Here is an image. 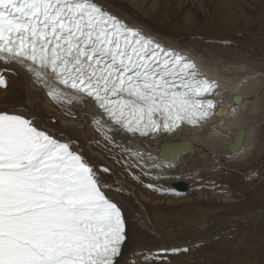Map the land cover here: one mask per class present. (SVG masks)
<instances>
[{"label":"snow or ice","instance_id":"obj_1","mask_svg":"<svg viewBox=\"0 0 264 264\" xmlns=\"http://www.w3.org/2000/svg\"><path fill=\"white\" fill-rule=\"evenodd\" d=\"M0 63V86L5 73L23 69L54 89L48 95L90 108L108 143L121 137L127 167L141 171L145 152L124 137L146 141L181 124L201 126L222 95L193 61L104 0H0ZM112 176L66 134L0 108V264H149L135 252L125 259L127 218ZM180 251L161 247L150 264H172Z\"/></svg>","mask_w":264,"mask_h":264},{"label":"rangeland","instance_id":"obj_2","mask_svg":"<svg viewBox=\"0 0 264 264\" xmlns=\"http://www.w3.org/2000/svg\"><path fill=\"white\" fill-rule=\"evenodd\" d=\"M185 2L187 15L184 14V23L175 28L173 19L168 18L164 19L163 27L157 23L158 27L168 34L185 33L181 28L191 15L192 22L182 36L185 41L196 44L202 52L207 49L220 51L248 66L257 65L255 69L264 74V30H260L262 25L259 22V26L254 24L234 32L229 29L224 34L215 26L201 29L199 23L193 22L200 14L199 10L191 7L189 0ZM138 9L141 16H146L145 20H151L147 14L152 13L145 14ZM5 75L7 86H0V108L30 106L41 125L58 135L67 132L80 135L82 148L100 160L99 167L112 169L113 176L106 178L115 180L116 186L122 189L115 198L131 206L138 216L130 221L127 218L128 224H132V237L142 243L134 258L150 264L157 249L179 245L181 251L170 254L172 264H264V113L254 132L255 146L242 161H209L205 165L202 163L205 171L197 173L195 158L190 157L182 160V165L180 162L178 177L175 172L165 177L148 170L129 169L125 160L132 161L127 153L119 143L107 142L112 139L111 135L97 126L95 120L87 118L84 113L76 118L69 106L60 105L62 103L55 102L50 95L52 103L47 105L44 96L29 92L30 88L20 75L12 72ZM67 123L85 129V135L74 128H66ZM176 180L188 182L189 189L186 192L173 189L171 184ZM124 203L120 202L123 208ZM258 211L263 214L258 215ZM225 221L227 223L223 224ZM215 226L217 230H213ZM212 230V235L204 234L203 238L195 240L200 234ZM205 235L207 238L204 239ZM185 247L187 252L183 251ZM131 259L132 255L126 260Z\"/></svg>","mask_w":264,"mask_h":264},{"label":"bare ground","instance_id":"obj_3","mask_svg":"<svg viewBox=\"0 0 264 264\" xmlns=\"http://www.w3.org/2000/svg\"><path fill=\"white\" fill-rule=\"evenodd\" d=\"M189 1L192 3L190 6L198 9L200 12L199 15H196L197 19L193 22L195 24L197 23V25L199 23L198 27L201 29L215 26L224 34L225 30L229 29L234 32L242 31V29H247L254 24L259 26V22L262 25L260 30H264V0ZM144 2L147 3L144 5ZM104 3L111 11L118 14L130 25L141 28L147 34L159 40L164 46L172 48L179 54L193 60L204 78L218 83V91L222 94L217 102V114L213 115L201 126L181 124V126L173 132L157 134L154 138L150 137L146 141L139 139L130 140L124 137V140L129 145L138 146L145 152L148 166L144 170L165 177L171 172H175L178 177L180 175V162L182 160L186 161L190 157L195 158V172L202 173L205 171L204 165L206 162H218L221 159L227 160L228 162H238L248 156L256 143L254 132L258 120L264 113V74L255 69L257 65L248 66L244 62H238V60L236 61L231 56L220 51L207 49V52H202V50L200 51L198 49V46L196 47V44L185 41L182 36L186 33V27L192 22L191 15L188 13L189 10L187 13L190 15V19H188L187 22L185 21L186 24L185 26L183 25L184 27L182 25L180 26L183 27L181 29L185 33L172 32L174 35L168 34L158 27L157 23L163 27L164 19L168 18L173 19L172 23L174 27L176 26L175 28H177L180 23H184V14L187 10H185V0H104ZM158 5L159 7H157ZM142 7L143 9H141ZM138 8L144 11L145 14L148 12L152 13L147 14L152 21L148 18L149 21L145 20L146 16H141L138 12ZM142 11L141 13H144ZM164 15L166 18H164ZM0 67H3L2 63H0ZM10 67L14 66L10 65ZM18 75H20L24 83H26L27 88H30L29 92L44 96L47 105L52 103L49 100V95H45V93L54 91V89H46L39 84L33 83L34 77H31L30 74L26 73L23 69H19ZM235 95H241L242 101H234L233 97ZM53 97L55 102L57 100L58 103H62L60 105L64 104V106H69L72 111L71 113L76 118H79L78 114L84 113V116L94 120L91 114L92 110L84 107L80 102L69 105L64 96L58 92ZM16 110L34 117L32 108L28 105L19 107ZM221 111L223 113L222 115L219 114ZM37 123L41 125L38 121ZM66 125H68V123ZM41 126L44 127L43 125ZM101 127L107 131L105 127ZM66 128H74L79 133H84L85 135V129H80L77 125H68ZM242 128L244 129L242 142L241 139H239L237 148H229V144L236 141L237 135ZM66 137L72 139L73 143L99 167L100 160L91 152H88L84 147L82 148L80 135L76 136L67 132ZM116 141L117 144L121 143V137L119 135L116 136ZM162 144L168 146L171 152H166L161 146ZM170 145L174 146L171 147ZM196 156L199 157L196 158ZM119 202L124 203L120 200ZM124 204L123 209L127 216L126 218H128L129 221L132 217L138 219V216L134 214L135 210L126 203ZM262 212L258 211L257 214H263L264 212ZM225 223H227V221L223 224ZM129 224L127 220L128 240L124 250L125 259L130 257L133 252L138 251L140 246L142 247V243L132 237V224H130V226ZM149 224L151 225L150 222ZM216 228L215 226L213 230H217ZM213 230L202 233V235L198 234L199 236L196 237L197 239L195 240L203 238L202 236L204 234L208 236L212 235ZM206 235L204 239L207 238ZM148 246L152 247L150 245ZM225 250L224 248L223 251ZM134 259L138 260V258Z\"/></svg>","mask_w":264,"mask_h":264},{"label":"water","instance_id":"obj_4","mask_svg":"<svg viewBox=\"0 0 264 264\" xmlns=\"http://www.w3.org/2000/svg\"><path fill=\"white\" fill-rule=\"evenodd\" d=\"M233 100L236 101V102H241L242 101V97H241V95H235L233 97ZM243 137H244V129L242 128L240 130V132L238 133V135H237L236 141H234V142L229 144V148H231V149H232V147L237 148L238 147V143H239V139H241V142H242ZM161 146L164 148V150L166 152H170L168 146H166L164 144H162ZM173 146L174 145H172L171 147H173ZM171 185H172V187L175 190L182 191V192H186L189 189V183L184 181V180L173 181Z\"/></svg>","mask_w":264,"mask_h":264}]
</instances>
